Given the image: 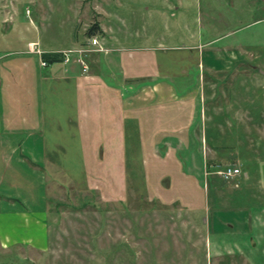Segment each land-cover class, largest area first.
<instances>
[{"label": "rangeland", "instance_id": "1", "mask_svg": "<svg viewBox=\"0 0 264 264\" xmlns=\"http://www.w3.org/2000/svg\"><path fill=\"white\" fill-rule=\"evenodd\" d=\"M35 26L87 70L56 61L63 75L39 88L41 130L7 137L42 150L0 163V196L47 208L49 240L0 245V264H264V0H0L2 47L20 48ZM93 96L105 99L101 114ZM34 107L17 114L33 118ZM197 112L191 136L174 132ZM161 113L160 128L150 118ZM231 137L234 161L212 146ZM216 160L246 168L225 181Z\"/></svg>", "mask_w": 264, "mask_h": 264}, {"label": "crops", "instance_id": "2", "mask_svg": "<svg viewBox=\"0 0 264 264\" xmlns=\"http://www.w3.org/2000/svg\"><path fill=\"white\" fill-rule=\"evenodd\" d=\"M101 28L103 32L107 31L106 26L102 25ZM103 38L105 39V36H103ZM19 39L21 41V46L19 44L20 48H6L7 46L2 47L3 45H1L0 43V163L1 164L2 163L7 164L8 162H12L13 160H15L18 163L22 162L23 160L27 162V159L22 154L27 151H29L36 159L35 154L42 150L37 144L25 145L23 147V145H19L13 142L6 143L7 137L17 135V133H19L21 129H27V130L34 129L36 131H40L42 118L40 115V109L38 108L40 102L39 100L40 98L38 96L40 93L39 88L40 86L44 87L45 85H49L48 84L49 79L50 80L52 79V83H53L54 79H58L59 76L61 74L63 75L64 73L61 72L60 70L61 65L58 64L54 66L55 65L54 63L56 61H62V64H64V66H62L63 67L62 69L63 71H67L68 69H72V70L74 69V65H71V67H67V64L71 63V61L73 63H77L80 59L84 60V58L81 56L74 57L73 59L69 56L68 61L64 59V56H62V58L53 62L51 60L44 58L45 53L48 54L62 53L66 49L55 48L54 46L48 44L47 42L44 43L41 40V37L39 35V28L37 26H35L34 29H31V32L29 34L28 33L23 34L21 37H19ZM1 42H5L6 45L8 43V40L6 38L5 39L2 38ZM33 45L35 46L33 47ZM101 47L102 49L104 48V50H109L107 47H104L103 44ZM34 48L40 51H35ZM89 48H87L86 50H88ZM95 48L98 49V47ZM74 50H77L76 47ZM13 56H18L20 60L11 61L9 58ZM42 60H46L48 64L43 65ZM14 62L18 64L15 65ZM39 65L41 67H45V69L47 68V70L41 72V76H39V72H38ZM16 66L21 67L22 73L25 72V74L21 73V77L17 73L18 71L16 70ZM121 66L124 67L122 63ZM33 67L35 68L34 75L32 74ZM127 77L135 81V79L140 76L135 73H131L130 75L125 76L126 79ZM162 82L164 83V81L159 80L153 83H149L147 85L143 84L142 86L151 87L152 85L153 86L156 85L157 87V85H161ZM171 87L174 88V85L172 84ZM33 88L37 94L36 98H32L30 96L32 94ZM18 89L25 90L28 96L23 97L22 94H17ZM136 97H138L137 94L130 95L126 100H123L122 103L126 104L127 106H129L128 104L130 103L134 104L133 100H135ZM103 99H104L103 96L102 97L93 96L92 98H90L91 102L92 101L93 102L90 103L89 110H92L93 113L101 114L103 110L102 105L104 104L105 101V99L104 100ZM119 101L120 99L116 97L114 100L113 98H111V100L109 99L108 103H110L113 109V105L119 104ZM20 103L21 105L24 104H27L29 106H32V104L36 105V108L34 107L36 112L35 116L33 118H30L28 114H23L21 115L22 117L20 116V114H17L18 109L16 108V104H20ZM154 104L160 105L161 103L156 102ZM148 105L149 104L147 103V105L144 106V110L145 109L147 110ZM158 109L161 110L160 108ZM200 110H201V106H200ZM82 112L84 115H86L87 109L83 108ZM111 116L113 117V113H111ZM161 116L162 113L159 114L158 117L157 115H155L154 119L150 118V120L152 122L155 120L156 126H157V122L159 121V125H158L159 127L162 124L166 125L167 122L162 121ZM155 117L157 118L160 117V118L159 120H156ZM192 119L193 121L186 124L185 126L183 125V123H180L178 125L177 122L174 123L172 125L175 129L174 132L175 133L179 132L181 135L189 133L191 136L195 132L197 128V124L199 123L197 121L198 112L196 116L193 117ZM231 126H227L229 129L227 131L228 134L226 135H229L230 134L229 131L233 129ZM186 130L187 132H184ZM210 131L216 134L218 133V135L220 133L219 132L220 130L216 126H212ZM160 133L161 132L157 130V135H161ZM223 140L225 142H223L222 145L218 144L217 142L212 143L214 150H216V152L223 153L222 156H224L226 159L229 160L233 159V161L237 159H241L238 155L240 149L236 143V139L234 140V137L233 138L231 137L230 139L224 138ZM242 151L246 152L245 149H242ZM215 162L218 164L217 160ZM234 164L240 166L241 168L245 167L244 162H240L239 164L238 163H234ZM4 200H9L12 203L9 202L8 206L3 205ZM13 200L14 198L7 194L5 197L0 196V245L2 247L20 245L30 248H38L42 250L45 249L48 245L47 243L49 240V227L46 218L47 208H44V206L43 207L38 206L39 208H36L29 205L28 206L18 205L16 204V202H13Z\"/></svg>", "mask_w": 264, "mask_h": 264}, {"label": "built area", "instance_id": "3", "mask_svg": "<svg viewBox=\"0 0 264 264\" xmlns=\"http://www.w3.org/2000/svg\"><path fill=\"white\" fill-rule=\"evenodd\" d=\"M91 42H92V44H98L99 43L97 37H93ZM34 46L35 45H33V47ZM98 49L101 50L102 48H98ZM35 51H40V50L35 49ZM70 51L71 50H64L62 52V54L64 56V59L67 60V61L69 60ZM75 51L83 52L84 49H77ZM79 61L84 65L83 69L87 70V65H86L85 61L83 59H80ZM42 64L46 65V64H48V62L46 60H42ZM217 174L221 178H223L225 181H234V180H237L238 177L242 174V168L240 166L236 165V164H234V165L233 164H228V165L222 166L220 169H218L217 170Z\"/></svg>", "mask_w": 264, "mask_h": 264}, {"label": "trees", "instance_id": "4", "mask_svg": "<svg viewBox=\"0 0 264 264\" xmlns=\"http://www.w3.org/2000/svg\"><path fill=\"white\" fill-rule=\"evenodd\" d=\"M98 26V23L96 22L93 26H91V28H90V31L91 32H93V30L95 29V27H97ZM62 56L63 55H61V53H54V54H48V53H45L44 54V58H46V59H48V60H51L52 62L53 61H56V60H59L60 58H62ZM197 121H199L198 119H197ZM216 165V166H215ZM214 166V168H217V167H219V164H215ZM228 165V164H227ZM224 166V165H223ZM226 166V165H225ZM220 167H222L221 165H220ZM219 167V168H220ZM244 168V167H243ZM246 168V167H245ZM209 169L210 170H212V166H209Z\"/></svg>", "mask_w": 264, "mask_h": 264}]
</instances>
